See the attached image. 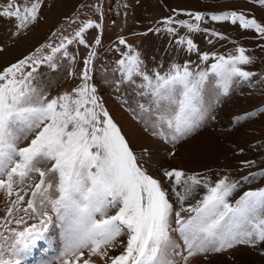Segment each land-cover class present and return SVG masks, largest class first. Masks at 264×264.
<instances>
[{
  "label": "snow or ice",
  "instance_id": "6c2138e0",
  "mask_svg": "<svg viewBox=\"0 0 264 264\" xmlns=\"http://www.w3.org/2000/svg\"><path fill=\"white\" fill-rule=\"evenodd\" d=\"M256 2L264 6V0ZM40 11L41 0H7L0 6V18L13 20L18 34L38 20ZM187 15L196 22L168 17L166 31L177 32L170 26L173 23L189 32L201 31L199 22L207 15L213 21L239 22L241 28L255 30L264 38V24L243 12ZM93 27L102 25L87 20L71 37L62 36L55 46L41 45L0 70V195L6 205L5 215L0 216V264H21L23 254L46 239L53 217L62 236L55 258L58 264H193L196 258L207 260L241 247L264 256V187L243 192L233 203L230 198L241 184L228 176L213 182L174 167L159 169L161 179L151 174L152 151L142 147L137 152L130 146L97 87L89 82L95 46L101 44L98 35L82 69L69 73L79 76V84L50 95L51 82L40 80L38 69L47 65L55 71L57 54L75 61L68 45L89 47L85 32ZM211 35L225 39L219 32ZM176 43L190 53L198 52L189 36H179ZM119 44L128 51L116 61L115 70L121 74L114 82L117 90L121 84L135 85L136 95L147 98L146 103L137 102L138 112L127 110L134 112L145 132L173 147L201 127L208 111L209 85H215L219 98L255 75L243 67L253 62L243 47L227 56L199 53L201 62L210 56L214 60L204 68L173 63L167 71L150 74L139 51L122 36ZM137 78L141 83L137 84ZM258 111L264 113V107ZM256 114L249 112L237 120ZM250 175L252 179L264 176V170ZM164 179L173 188L183 189L174 193L178 210L163 186ZM242 180L252 182L249 176ZM201 185L206 189L203 196L185 206ZM173 233H179L183 246ZM118 248L119 253L113 254Z\"/></svg>",
  "mask_w": 264,
  "mask_h": 264
},
{
  "label": "rangeland",
  "instance_id": "374dc122",
  "mask_svg": "<svg viewBox=\"0 0 264 264\" xmlns=\"http://www.w3.org/2000/svg\"><path fill=\"white\" fill-rule=\"evenodd\" d=\"M6 2L0 0V6ZM222 11L243 12L264 24V6L256 0H41L38 20L18 34L13 20L0 18V70L30 55L41 45L51 43L55 46L62 36L71 37L87 20L100 23L101 28L93 27L85 32L89 47L76 43L68 45V51L75 56V61L57 54L59 67L55 71H50L47 65L38 69L39 79L51 82L50 95L70 91L79 84V76L69 73H78L82 69L83 60L94 45L93 37L98 35L101 44L95 46L96 56L91 65L92 78L89 82L97 87L104 107L121 128L130 146L137 152L142 147L152 151L150 173L161 179L159 169L174 167L188 174H198L201 178L209 177L213 182L228 176L241 184L230 198L234 203L243 192L264 187V176L252 179L250 175L264 170V113L258 111L264 107V38L255 30L241 28L239 22L213 21L207 15L199 22L201 31L198 32H189L186 27L173 23L170 26L176 28L177 32L171 34L166 31L165 25L168 17L174 21L195 23L194 17L187 13ZM157 28L159 32L155 31ZM213 31L221 33L225 39L212 36ZM121 36L142 54L145 68L150 74L153 70L167 71L173 63L183 65L188 62L194 70L204 68L214 60L210 56L209 61L201 62L199 53L227 56L235 53L237 47H243L246 54L253 57V62L243 67L255 75L248 81L234 84L227 96L219 98L215 85H209L205 93L208 111L201 127L173 147L145 132L144 125L135 118L134 112L127 110L131 108L138 112L137 102L146 103V97L136 95V86L125 83L117 90L114 82L121 74L115 70L116 61L122 58L123 52L128 51L125 45L119 44ZM179 36L192 38L198 52L190 53L186 46L178 45L176 41ZM49 52L50 49H44V53ZM139 83L141 80L137 78ZM119 111L122 112L120 115ZM253 111L257 114L237 120V117ZM169 152L175 155L170 156ZM245 161L254 163L246 166ZM244 176H249L252 182L243 181ZM163 186L178 210L180 205L174 193L183 189L173 188L166 179ZM205 191L202 185L197 187L185 206L187 203L194 204ZM5 207L4 197L0 195V216L5 215ZM53 221L46 239L39 241L29 253L23 254L21 264H45L47 261L58 264L55 258L62 247V236L55 217ZM122 239L126 240V236ZM173 239L183 246L179 233H173ZM120 250H113V254H118ZM193 264H264V256L250 247H241L230 254L211 255L207 260L196 258Z\"/></svg>",
  "mask_w": 264,
  "mask_h": 264
},
{
  "label": "bare ground",
  "instance_id": "6f19581e",
  "mask_svg": "<svg viewBox=\"0 0 264 264\" xmlns=\"http://www.w3.org/2000/svg\"><path fill=\"white\" fill-rule=\"evenodd\" d=\"M118 113H119V115H120L122 112L119 111ZM132 125H133V124H132ZM147 137H148V136H147Z\"/></svg>",
  "mask_w": 264,
  "mask_h": 264
}]
</instances>
